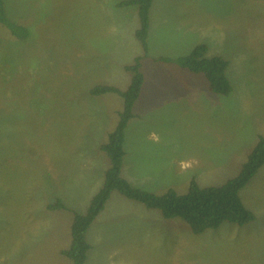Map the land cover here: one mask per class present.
<instances>
[{"label":"rangeland","instance_id":"obj_1","mask_svg":"<svg viewBox=\"0 0 264 264\" xmlns=\"http://www.w3.org/2000/svg\"><path fill=\"white\" fill-rule=\"evenodd\" d=\"M124 1L4 0L29 37L0 25V264H72L60 252L70 248L74 213L103 186L100 149L123 108L120 96L91 90H125V67L141 55L147 86L125 145L131 186L164 195L186 194L192 180L223 185L264 139V0H153L147 52L139 8ZM200 46L228 61L229 95L161 60ZM241 198L254 222L201 235L118 199L88 231L96 264L108 248L125 251L115 264H264V171ZM57 202L67 209L50 210Z\"/></svg>","mask_w":264,"mask_h":264},{"label":"trees","instance_id":"obj_2","mask_svg":"<svg viewBox=\"0 0 264 264\" xmlns=\"http://www.w3.org/2000/svg\"><path fill=\"white\" fill-rule=\"evenodd\" d=\"M153 0H128L121 6H138L141 27L137 31V39L141 42L144 52L148 51V34L150 10ZM0 25L8 28L12 35L21 41L29 37V30L13 21L7 14L4 0H0ZM142 55L136 58L134 64L125 67L132 80L129 86L122 90L116 86L102 85L94 87L91 94L105 96L118 95L123 100V108L118 113L119 120L113 132L108 136L101 151L107 156L110 166L105 173L101 190L90 201L84 214L74 213L71 225L70 248L61 251L72 264H85L91 245L87 233L106 206L113 192H119L129 200L144 205L149 210H158L165 220L180 219L186 222L193 234L201 235L208 230H216L229 223L243 227L254 222L255 214L243 203L241 192L253 177L264 166V139L260 138L258 145L250 153L240 174L217 187L202 188L192 180L186 194H179L170 189L164 195H155L145 190L131 186L123 176L125 159L126 130L129 122L135 118L134 107L145 83L142 72ZM173 63L192 74H202L213 94L227 96L232 92L231 81L228 78L229 63L222 57H207V48L200 46L185 57L178 59H161ZM50 210L67 209L61 202L49 206Z\"/></svg>","mask_w":264,"mask_h":264},{"label":"crops","instance_id":"obj_3","mask_svg":"<svg viewBox=\"0 0 264 264\" xmlns=\"http://www.w3.org/2000/svg\"><path fill=\"white\" fill-rule=\"evenodd\" d=\"M142 56V55H141ZM147 58H148V55L147 56H145L144 58H143V60H147ZM167 63V62H166ZM169 63V62H168ZM169 64H171V63H169ZM144 77H145V83H144V86H143V88H142V91H141V94H140V96H139V98H138V100L136 101V104L138 103V101L140 100V98L142 97V95H143V93L145 92V89H146V86H147V82H146V76L144 75ZM109 95H114V94H109ZM106 96V95H105ZM136 104H135V106H136ZM134 109H135V107H134ZM136 115H135V118H133L130 122H129V124H128V127L130 126V124H131V122L133 121V120H136ZM118 123V122H117ZM117 126V125H116ZM128 127H127V130H128ZM116 128V127H115ZM115 130V129H114ZM113 130V131H114ZM127 130H126V143H127V147L129 148V145H130V143L128 144V138H127V136H128V134H127ZM112 131V132H113ZM109 136V135H108ZM126 143H125V145H126ZM131 146V145H130ZM101 150V149H100ZM125 152H126V147H125ZM126 157L128 158V149H127V152H126V155H125V159H124V166H123V176H124V178L127 180V181H129L130 182V180H128V178H129V176L127 177H125V173L127 172V170H128V165H127V160H126ZM103 163V170L101 171V173H103L104 172V176H105V173H106V171L108 170V168H109V166H110V163H109V160L107 159V156L105 155L104 157H103V159H101V161H100V163ZM99 163V164H100ZM96 171V170H95ZM264 171V166L259 170V172L257 173V175H259L260 174V172H263ZM53 172V171H52ZM103 176V177H104ZM102 185V184H101ZM101 185L99 186V189H97L96 190V192L93 194V196L100 190V187H101ZM138 189H140V188H138ZM124 198H126V197H124L122 194H120L119 192H113L112 193V195H111V197H110V199L108 200V202L106 203V206H105V208L103 209V211L99 214V216L96 218V220L94 221L95 223L96 222H98V219L102 216V214L104 213V212H106V210H108V207H109V205L112 203V202H115L116 200H120L123 204H125V205H128V204H130V203H127V202H130V201H132V200H129V199H124ZM127 200H129V201H127ZM133 202H135V201H133ZM138 203V202H137ZM140 204V203H139ZM142 205V204H141ZM142 206H144V205H142ZM145 207V206H144ZM146 208V207H145ZM250 210V209H249ZM94 222H93V224H94ZM92 224V225H93ZM92 225H91V227H92ZM90 227V228H91ZM99 236H97V238H98ZM87 240H88V242H89V238H88V233H87ZM89 244L91 245V250H90V252H89V254H88V260H87V262L85 263V264H96L98 261H99V254H98V252H95V246L92 244V243H90L89 242ZM109 248L108 249H106L105 250V254H104V256H105V264H115L116 262H117V260H118V263L119 262H121L122 260H121V257H122V255L125 253V251L123 250V249H121V250H115V249H110L109 251ZM61 254V253H60ZM109 257V258H108Z\"/></svg>","mask_w":264,"mask_h":264}]
</instances>
